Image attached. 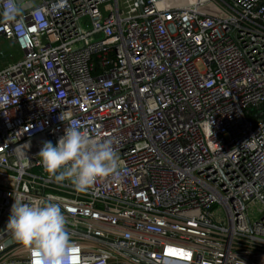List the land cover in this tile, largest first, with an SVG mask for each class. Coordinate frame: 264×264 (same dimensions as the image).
<instances>
[{
	"label": "built area",
	"instance_id": "built-area-1",
	"mask_svg": "<svg viewBox=\"0 0 264 264\" xmlns=\"http://www.w3.org/2000/svg\"><path fill=\"white\" fill-rule=\"evenodd\" d=\"M71 123L119 158L86 192L38 156ZM18 198L68 264H264V0H0V264Z\"/></svg>",
	"mask_w": 264,
	"mask_h": 264
},
{
	"label": "clouds",
	"instance_id": "clouds-1",
	"mask_svg": "<svg viewBox=\"0 0 264 264\" xmlns=\"http://www.w3.org/2000/svg\"><path fill=\"white\" fill-rule=\"evenodd\" d=\"M113 145V139L93 138L71 123L55 144L45 141L38 156L55 182L67 180L76 191L86 192L98 178L114 175L119 169ZM66 223L59 203L18 198L11 206L6 227L16 241L36 254V264H68Z\"/></svg>",
	"mask_w": 264,
	"mask_h": 264
},
{
	"label": "rangeland",
	"instance_id": "rangeland-1",
	"mask_svg": "<svg viewBox=\"0 0 264 264\" xmlns=\"http://www.w3.org/2000/svg\"><path fill=\"white\" fill-rule=\"evenodd\" d=\"M10 53L12 54V56H10L9 60H7V65L11 64L14 61V59H12V58L19 55L17 49H15V48H10Z\"/></svg>",
	"mask_w": 264,
	"mask_h": 264
},
{
	"label": "crops",
	"instance_id": "crops-1",
	"mask_svg": "<svg viewBox=\"0 0 264 264\" xmlns=\"http://www.w3.org/2000/svg\"><path fill=\"white\" fill-rule=\"evenodd\" d=\"M23 5H37L40 4V0H18Z\"/></svg>",
	"mask_w": 264,
	"mask_h": 264
},
{
	"label": "water",
	"instance_id": "water-1",
	"mask_svg": "<svg viewBox=\"0 0 264 264\" xmlns=\"http://www.w3.org/2000/svg\"><path fill=\"white\" fill-rule=\"evenodd\" d=\"M140 3V0H137Z\"/></svg>",
	"mask_w": 264,
	"mask_h": 264
}]
</instances>
